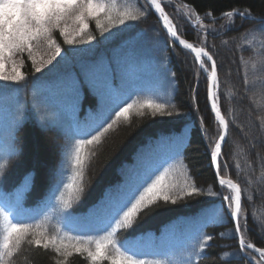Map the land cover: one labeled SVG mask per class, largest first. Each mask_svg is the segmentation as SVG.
<instances>
[{
	"label": "trees",
	"instance_id": "obj_1",
	"mask_svg": "<svg viewBox=\"0 0 264 264\" xmlns=\"http://www.w3.org/2000/svg\"><path fill=\"white\" fill-rule=\"evenodd\" d=\"M172 1L196 15L204 17L209 13L214 17V19L209 16L207 19H201L200 25L210 26L218 31H205L204 28L193 27L186 23L180 15L171 13V6L167 4V0L163 2L165 10L180 24L181 36L201 44L197 39L199 34L207 41L208 48L214 51V58L221 65L217 73L220 81L219 102L222 114L231 122L222 157L230 168L221 174H228L244 189L241 223H246L249 229L246 234L249 242L264 246V183L259 180L264 175V166H261L258 159L254 171L248 166L258 155H264V34L253 30V24L259 21L249 19L241 21L240 17H236L235 26L228 30L222 27L227 25L228 18L225 16L217 18L220 14L233 9L241 11L247 9L252 16H258L264 9V0ZM103 2L115 4L112 12L114 17L126 10L138 12L145 6V0H103ZM101 19L107 26L108 21L104 20L103 14ZM88 23L86 34L97 38L90 46V54L111 59L115 50H119L120 57L127 62V75L123 79L119 69L113 73V88L110 93H107L104 85L101 84L98 88L100 95L88 94L86 91L83 102L75 114L69 111L68 114L65 113L67 116H60L62 106L59 101L61 96L65 95L57 92L53 82L57 79L51 80L47 76L78 72L83 54L74 51L73 46L64 44L58 30L53 31V38L64 49L68 63L63 58H58V62L48 70L34 74L32 63L27 60L25 53L20 56V60L25 61L22 71L26 73L28 79L19 85L0 81V120H2L0 122L3 125L0 126V143L7 141L6 144L12 154L6 160L8 167L0 170L5 173L3 183L0 184V206L7 205L11 209L12 222L30 225V230L38 233L36 238L41 239L39 246L34 243L28 244L27 240L22 241L12 264H59L64 257L57 254L51 244L48 249L43 247V238L46 237L50 241L53 236L57 238V242L63 237V244L72 252L64 264H92L87 252L76 253L72 246L80 243L76 239L80 236L84 238L87 246L94 249L95 241L111 230L109 224L112 213L103 218L105 221L98 224V227L94 226V229L86 227L87 232L84 228L77 229L80 221L79 213L97 205L108 194L113 198L118 197L112 193V188L121 176L122 166L146 139L151 145H155L156 155L159 157L157 163L160 161L158 164L163 166L157 173L154 168L148 169L144 179L149 175L154 179L156 175L168 169L166 180L181 182L188 180L201 187L205 193L209 189L219 192L217 184L213 187L214 172L207 166L205 156L207 141L198 131L201 119L205 121L204 126L212 121V115L205 104L207 81L204 73L199 75L198 111L193 110L189 100L192 95L191 88L196 82L194 77L198 72L194 57L186 50L171 44L152 13L139 22H128L115 28L111 33H106L103 39L100 38V32L95 27V21L89 19ZM245 33H249L247 41L241 39ZM86 38V35L82 37V39ZM129 39L131 40L128 41ZM49 51L48 45H41L37 59L39 60L41 56L47 59ZM113 66L116 67L115 64ZM173 74L174 82L170 80ZM245 80L248 81L247 84L244 83ZM49 81L51 86H48V90L42 94L39 89L40 83ZM101 96L108 105H112L113 96H118L121 101L127 103L153 100L168 105V111L173 115L153 117L146 107L141 110L144 114L139 115L134 108L130 111L127 120L121 117L111 129L103 132L107 123L115 118V111L124 104L120 103L119 107H115V111H112L99 127L95 125V129L93 128L91 132V135H95L97 131H101L102 135L100 141L95 143L96 148L88 152V157L84 154L85 192L82 194V202L78 205L74 203L73 209L64 211L66 215L57 217L55 212L58 208L62 209L58 197L67 192L64 187H59V183L66 176L69 178V183L71 182L76 143L80 139L90 138L80 132V129L98 115ZM33 97L34 101L38 98L42 103L41 106L48 112L56 113L59 125L41 123L40 113L37 112L40 104L34 105L31 100ZM48 97L50 100L47 101ZM12 112L13 115H10ZM185 129L188 130L191 143L181 150L179 155L176 154V149L160 143L161 137L173 135L177 138L181 137ZM42 131L53 134L56 138L55 151L52 152L51 158L47 157L49 143L47 138L42 136ZM254 137L256 139H253ZM253 144L255 147L249 151ZM64 153L71 154V157L63 159ZM0 163L4 161L0 160ZM237 164L240 165L239 169L236 167ZM46 167L48 172L45 174ZM148 182L150 183L151 180ZM220 200L221 198L202 195L178 201L175 205L169 203L165 206L161 201L157 207L143 213L132 230L127 232L121 230L115 238L121 244H125L130 253L135 252L133 243L139 235L150 238L155 246H158L159 237L162 235L164 239H177L175 245H163L164 250L158 255L170 256L171 259L168 258L167 261L176 263L183 261L184 264H188L191 255L190 246L195 243V235L199 230L214 236L211 245L207 246L199 257V264H244L236 247L237 240L233 237L232 223L209 224L200 229L205 211L215 205L218 207ZM38 212L42 215L38 216ZM75 213H78V216L75 221H71ZM245 216H247L246 220ZM52 219L61 223H54ZM111 223L114 224V221ZM7 224L8 221L0 217V234L5 233ZM89 236L91 240L87 239ZM29 239L32 237L30 236ZM141 260L148 261V264H158L154 257ZM192 260H197V257L193 256ZM163 262L165 261H160L159 264ZM98 264H108V262L103 261Z\"/></svg>",
	"mask_w": 264,
	"mask_h": 264
},
{
	"label": "snow or ice",
	"instance_id": "obj_2",
	"mask_svg": "<svg viewBox=\"0 0 264 264\" xmlns=\"http://www.w3.org/2000/svg\"><path fill=\"white\" fill-rule=\"evenodd\" d=\"M114 9V3H104L103 0H0V81L19 85L28 79L26 73L22 71L25 61H17V57L25 53L27 60L32 63L34 74L48 70L50 66L58 62V58H63L68 63L64 49L53 38V31L58 30L59 35L63 37L64 44L73 46L74 51L83 54L78 72L64 73L55 81L57 92L66 96L68 109L75 114L83 102L86 91L88 94L100 95L98 88L103 84L106 92L110 93L113 88V73L119 69L122 79L127 75V62L120 57L119 50H115V54L111 59L90 54V46L97 38L91 34H86V30L89 28V19L95 21V27L100 32V38L103 39L106 33H111L119 26L128 22H139L141 19L146 18L149 13L157 14L158 22L161 24L162 29L166 31L171 44L174 46L179 45L194 54L198 72L194 77L196 82L191 88L192 95L189 97L193 110H199V75L204 73L207 80L205 104L210 112L214 114L219 125L217 138L205 143V156L208 168L215 175L213 187L218 183L221 189L226 186L229 191L227 195L222 196L224 203L219 207H214L212 214L204 218L200 224V229L207 227L209 224L234 223L233 237L237 240L236 247L244 264H264V246H257L256 243L249 242L246 235L249 229L246 223H241L244 189L239 183H234L233 180L221 174L230 168V165L224 162L222 157L224 156V145L229 135L231 122L221 114L219 102L220 81L217 75L221 65L214 58V51L208 48L207 41L199 34H197V39L201 43L199 47L182 38L180 24L174 21L172 15L165 10L162 0H145V6L138 12L126 10L115 17L112 15ZM101 14H103L104 20L108 21L107 26L103 23ZM209 15L206 13L204 17H194L193 13L188 11L186 17L181 16V19H184L186 23L195 24L196 21L207 19ZM223 15L228 18V23L222 27H226L228 30L235 26V18L240 17L241 21L246 19L258 20V23L253 24V30H258L261 34H264V9L261 10L258 16H252V13L247 9L243 11L233 9ZM196 27L204 28L205 31H218L210 26L196 25ZM84 35H86V39H82ZM248 35L249 33H245L241 39L247 41ZM44 44L48 45L50 49L48 58L45 59L41 56L38 60L39 49ZM81 45L88 47H78ZM9 66L11 70L6 72L5 69ZM170 80L175 81L174 74L170 77ZM244 83L247 84L248 81L245 80ZM120 103H123L124 106L119 107ZM115 107H119V110L115 111ZM145 107L151 111L153 117L157 115L170 117L173 115L172 112L168 111V105L153 100L127 103L121 101L118 96H113L112 105H108L105 104L103 96H101L99 113L91 123L99 127V124L103 123L112 111H115V118L103 128V132H106L117 123L119 118L123 117L127 120L130 111L134 108L139 115H143L144 113L141 110ZM37 112L40 113V120L43 125H59L56 113H50L45 107L39 105ZM89 112H91L90 108ZM176 115L182 114L176 113ZM204 123L203 119L199 121L198 131L201 133L207 132ZM77 130H79L78 126ZM83 134L90 138L80 139L76 143L72 160L74 172L71 182L64 185L67 190L66 194L62 193L58 197L62 210L73 209L74 203L78 205L82 202V194L85 192L84 167L86 157L84 146L98 143L102 132L97 131L95 135H91L90 132H84ZM160 143L176 149V154L179 155L180 151L187 147L191 141L188 138V130L185 129L181 137L177 138L174 135L161 137ZM254 147V144L251 145L249 151ZM256 159L259 160L261 166H264V155H258L248 165L253 171L255 170ZM7 167V161L0 163V170ZM236 167L239 169L240 165L237 164ZM167 173L168 169H165L164 172L156 175L154 179L149 175L147 179L138 180L128 185L117 198H113L111 194H108L101 202L88 209L86 215L90 216L110 210L112 213L109 224L111 230L107 231L101 239L95 241L94 249L84 243L83 237L77 236L76 239L80 243L72 246L75 252H87L92 264L103 261H107L108 264H148V261L141 260L134 253H130L126 245L121 244L115 238L119 231L132 230L139 217L150 209L157 207L161 201L166 206L169 203L175 205L178 201L202 195L216 199L221 198L219 192L209 189L205 193L201 187L195 183H190L188 180L182 182L172 179L166 180ZM4 175L5 173L0 171V184L3 183ZM148 180H151V182L149 183ZM259 180L264 183V175ZM251 183L250 181L249 184ZM225 213H227V217ZM10 215L11 209L7 205L0 206V217L8 221L5 234L2 241H0V264H12L22 241L27 240L28 244L34 243L37 246L41 244V239L36 238L38 233L35 230H30V225L12 222ZM246 219L247 216H245ZM111 221H114V224ZM221 235L223 234L221 233ZM30 236L32 239H29ZM87 239L91 240V237L89 236ZM213 239V234L198 230L195 235V243L190 246L191 255L188 264H199V257L204 253L206 247L211 245ZM50 244L55 248L57 254L64 257V260L60 261L59 264H64L67 258L72 255V252L68 251L67 246L63 244V237L60 238L59 242H57L55 236L50 241L44 237V249H48ZM193 256L197 257V260L193 261Z\"/></svg>",
	"mask_w": 264,
	"mask_h": 264
},
{
	"label": "rangeland",
	"instance_id": "obj_3",
	"mask_svg": "<svg viewBox=\"0 0 264 264\" xmlns=\"http://www.w3.org/2000/svg\"><path fill=\"white\" fill-rule=\"evenodd\" d=\"M173 2L174 1H172V0H167V4L171 6L170 12L177 15V16L180 15V16L186 17L187 12L189 10L187 8H185L184 6H181V5L176 4L175 2L173 3ZM193 16L195 17L196 15H194V13H193ZM200 22H201V20L196 21L195 24H190V25L191 26L200 25ZM130 40L131 39H129L128 41H130ZM125 41H127V39ZM19 60H20V56L17 57L18 62H19ZM9 69H10V66L7 67L5 69V71L7 72ZM60 75H62V74L57 73L54 75L47 76V78H49L51 80H56ZM50 82L51 81L41 83L39 89H40L42 94L44 92L43 87H45ZM53 82H54V86H55V81H53ZM49 94H52V93H49ZM48 99L50 100V97H48L46 100L48 101ZM31 100H32V103L34 105H35V103L40 104V106L42 105V103L39 101L38 98H36L34 101V97H33V98H31ZM59 103L62 106V110H63L62 114L60 116L63 117L64 115H66L65 113H67V114L69 113L67 99L65 98V96H63V95L61 96V100L59 101ZM12 111H13V108H12ZM11 114L13 115V112L10 113V115ZM0 121L2 122V120H0ZM1 122H0V126H3ZM204 127H205V129H207L206 133H202L204 139L206 140V137H207V140H206L207 142H209L211 140H215L217 138L219 125H218V122L213 118V116H212V121H209L207 123V125ZM84 132H85V129H84ZM42 133H43L42 136L44 138H47V141L49 143L48 144L49 146H48L47 157L51 158L52 152L55 151L54 144H55L56 138H55V136H53V134L45 133L44 131H42ZM146 141H147V139L143 141L142 145L133 154V157L130 159V162L127 163L123 167V169L121 170V176H119L117 181L115 182V184H114L115 186H113V188H112L113 189L112 193H115V194L116 193H122L128 185H131V184L137 182L139 180L140 176L142 175V171L145 169L144 163L151 161V159H154V155H156V151H153L152 153L150 151H147L148 148L143 146L144 142H146ZM6 143H7V141L0 143V160L4 161V162L9 157L12 156V154L9 151V147L7 146ZM96 146L97 145L94 143V144L90 145L88 148H84V154L88 157V152L94 150L96 148ZM148 150H150V149H148ZM70 157H71V154L65 155V153H64V155H63V159H65V158L68 159ZM157 166H158V170H160L163 165L159 164ZM47 172H48V168L46 167L44 173L46 174ZM68 183H69V178H68V176H66L64 178V180L59 183L60 184L59 187L62 188V187H64L65 184H68ZM220 191H221V195L223 196V195H227L229 190L225 186L223 189L220 188ZM223 203L224 202L221 198L220 204L218 206H221ZM214 207H217V205H215ZM211 211H213V210L209 209V211H207V214L209 215L211 213ZM225 216H227V213H225ZM0 241H2V238H0ZM160 260L161 259H157L158 264L160 263ZM163 264H184V263H183V261L178 262V263L172 262V261H165V262H163Z\"/></svg>",
	"mask_w": 264,
	"mask_h": 264
},
{
	"label": "water",
	"instance_id": "obj_4",
	"mask_svg": "<svg viewBox=\"0 0 264 264\" xmlns=\"http://www.w3.org/2000/svg\"><path fill=\"white\" fill-rule=\"evenodd\" d=\"M155 17L157 18V14H155ZM157 21H158V18H157ZM159 23V22H158ZM160 24V23H159ZM160 26H161V24H160ZM161 28H162V26H161ZM165 33H166V31L165 30H163ZM167 34V33H166ZM179 46V45H178ZM181 47V46H180ZM188 51H190V50H188ZM193 54V53H192ZM212 115L214 116V114L212 113ZM215 117V116H214ZM227 178V177H226ZM229 179V178H228ZM234 224V223H233Z\"/></svg>",
	"mask_w": 264,
	"mask_h": 264
},
{
	"label": "bare ground",
	"instance_id": "obj_5",
	"mask_svg": "<svg viewBox=\"0 0 264 264\" xmlns=\"http://www.w3.org/2000/svg\"><path fill=\"white\" fill-rule=\"evenodd\" d=\"M206 88H207V86H206Z\"/></svg>",
	"mask_w": 264,
	"mask_h": 264
}]
</instances>
